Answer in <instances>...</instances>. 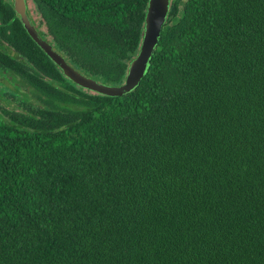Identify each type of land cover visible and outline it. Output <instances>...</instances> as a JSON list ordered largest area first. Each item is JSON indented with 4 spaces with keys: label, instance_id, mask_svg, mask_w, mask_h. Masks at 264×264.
Segmentation results:
<instances>
[{
    "label": "trees",
    "instance_id": "trees-1",
    "mask_svg": "<svg viewBox=\"0 0 264 264\" xmlns=\"http://www.w3.org/2000/svg\"><path fill=\"white\" fill-rule=\"evenodd\" d=\"M148 1L32 0L49 41L30 21L118 86ZM0 73L33 90L0 115V264H264V0H171L121 96L0 0Z\"/></svg>",
    "mask_w": 264,
    "mask_h": 264
},
{
    "label": "water",
    "instance_id": "water-1",
    "mask_svg": "<svg viewBox=\"0 0 264 264\" xmlns=\"http://www.w3.org/2000/svg\"><path fill=\"white\" fill-rule=\"evenodd\" d=\"M12 3L14 11L28 36L61 70L65 78L78 86L84 87V89H89L104 96H121L135 89L146 76L161 29L169 12L171 0L148 1L139 53L130 62L124 82L118 86L103 85L74 69L47 41L40 37L27 14L26 0H12Z\"/></svg>",
    "mask_w": 264,
    "mask_h": 264
},
{
    "label": "rangeland",
    "instance_id": "rangeland-1",
    "mask_svg": "<svg viewBox=\"0 0 264 264\" xmlns=\"http://www.w3.org/2000/svg\"><path fill=\"white\" fill-rule=\"evenodd\" d=\"M27 6H28L29 15L31 17L30 19L33 20L34 25L39 29V31L45 35L46 34V28L44 25H42L40 15L36 12L35 6H34L32 0H27ZM45 39H47L48 41L50 40L49 36H46ZM47 40H45V41H47ZM139 49H140V47H139ZM76 86L84 89V87H82L80 85L79 86L76 85ZM108 86H110V85H108ZM15 89H17V91H15ZM84 90L92 92L89 89H84ZM32 91L33 90L31 88H28L27 86H25V83H21L18 78L15 80L8 75L4 76L0 73V115L1 116L4 115L1 111L2 109H6V110L17 109L19 100L26 98V97L28 99L33 98ZM92 93H95V92H92ZM14 95H16V99L12 98Z\"/></svg>",
    "mask_w": 264,
    "mask_h": 264
},
{
    "label": "flooded vegetation",
    "instance_id": "flooded-vegetation-1",
    "mask_svg": "<svg viewBox=\"0 0 264 264\" xmlns=\"http://www.w3.org/2000/svg\"><path fill=\"white\" fill-rule=\"evenodd\" d=\"M26 4H27V0H26ZM27 14H28L29 18H31L29 15V12H28V6H27Z\"/></svg>",
    "mask_w": 264,
    "mask_h": 264
}]
</instances>
